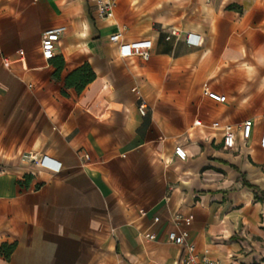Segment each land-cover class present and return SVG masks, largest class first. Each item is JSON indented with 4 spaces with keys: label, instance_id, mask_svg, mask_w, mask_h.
I'll use <instances>...</instances> for the list:
<instances>
[{
    "label": "crops",
    "instance_id": "crops-1",
    "mask_svg": "<svg viewBox=\"0 0 264 264\" xmlns=\"http://www.w3.org/2000/svg\"><path fill=\"white\" fill-rule=\"evenodd\" d=\"M133 44L149 57L120 54ZM245 181L264 192V0H118L106 19L89 0H0V264H179L171 231L220 264H264Z\"/></svg>",
    "mask_w": 264,
    "mask_h": 264
},
{
    "label": "built area",
    "instance_id": "built-area-1",
    "mask_svg": "<svg viewBox=\"0 0 264 264\" xmlns=\"http://www.w3.org/2000/svg\"><path fill=\"white\" fill-rule=\"evenodd\" d=\"M94 7L95 14L98 18L106 19L112 18L114 16L115 7L118 0H89ZM65 26L58 25L47 28L42 33L41 39V53L43 58L50 59L56 47L57 42L59 41L62 34L65 32ZM122 36V32L118 30L117 32L111 34L109 36L110 41L117 42ZM189 35L187 36V40H189ZM19 54L22 55L23 52L20 50ZM121 55L123 54H130V55H137L141 56L144 59L149 57V51L147 50L146 46L133 44L128 46L127 50L123 53L120 52ZM204 94H206L209 98L223 102L225 100V96L213 92L208 89V87L204 86ZM146 105L142 102L138 106L139 113L144 115L146 112ZM251 120H245L241 125V132L244 138H248L250 134L251 128ZM236 143V130L233 125L227 124L224 126V135H223V146L224 148L230 149L235 146ZM174 154L180 158L185 159L186 153L181 146H175ZM25 159V156H24ZM41 163L44 164V161L41 160ZM141 214L145 212L141 210ZM158 217H155L154 220L158 221ZM192 220V216H182L181 214L177 213L173 216V221L175 224L179 222H184L185 224H189ZM146 240H154L155 235L150 232H143L140 234ZM168 240L174 244H177L182 248L181 258L179 264H220L218 260L210 258L206 255H198L195 245L188 240V233L186 231H181L177 233L175 231H171L168 234Z\"/></svg>",
    "mask_w": 264,
    "mask_h": 264
},
{
    "label": "trees",
    "instance_id": "trees-1",
    "mask_svg": "<svg viewBox=\"0 0 264 264\" xmlns=\"http://www.w3.org/2000/svg\"><path fill=\"white\" fill-rule=\"evenodd\" d=\"M86 69H87V77L85 79H83L82 84L77 87V90H80L81 87H83V85L86 82L88 83L89 81H91L94 78V73L90 69V67L88 66V64L87 65H83L82 67H80L77 70H75V71L72 72V73H78V72H82V71H84ZM245 184L253 189L255 198L264 201V192L258 190V188L254 187L253 185L249 184L246 181H245ZM13 248H14V244H6V243H3V244L0 245V254H3L5 258H9V256H10Z\"/></svg>",
    "mask_w": 264,
    "mask_h": 264
}]
</instances>
